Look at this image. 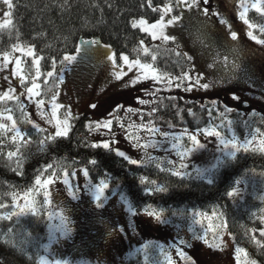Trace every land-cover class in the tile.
Segmentation results:
<instances>
[{"label": "rangeland", "instance_id": "1", "mask_svg": "<svg viewBox=\"0 0 264 264\" xmlns=\"http://www.w3.org/2000/svg\"><path fill=\"white\" fill-rule=\"evenodd\" d=\"M239 3L240 0H208L206 7L209 9V15L207 17L203 16L198 10L188 11L185 9L183 13H180L186 17L184 25L174 26L176 29L174 34L177 35L181 50L186 51L193 57L194 63L189 64L190 69L188 71L193 79L197 74L202 79L206 75L205 82H212L213 84V87L208 90L197 87L191 92H186L183 87L177 90L175 83L171 88H165L163 83L156 84L151 81L139 83L135 87L131 85L126 87L124 82H117L111 77V64L107 61L104 54L105 50L101 47L93 55L89 57L78 56L76 62L63 66L64 81L60 84L58 102L67 105L77 116L84 114V112L89 114V123L93 122V126L91 131L88 127V132L84 135L89 143L110 139L106 130L95 129L94 122L105 119L109 113H114L122 119L114 120L113 129L117 133L118 143L112 145V147H118L126 151L128 155L135 159H140L145 154L155 157L156 159L151 163L169 170L172 169V165L168 162L173 161L176 169L186 173L183 176L197 177L205 181L213 180L222 168H213V165L217 162V157L227 160L228 158L225 157L224 153L231 151V147L224 149L215 137H204L198 130L190 129V127H168L157 124L154 113L149 116L148 112L152 108H157L162 102L176 97L209 103L210 108L213 109L211 123L220 125L218 130L225 139H231L233 135L240 141L247 138L251 141L248 148L261 151V141L264 140V135L261 132H256L257 128L252 121L258 113L264 118V45L257 44L248 38L246 33L249 29L238 18V13L243 10L239 7ZM251 3L252 0H247L249 6L247 18L250 23L256 26L251 29L253 34L256 35L255 29L260 30L261 27H264V21L259 23L253 21L251 16L260 18L262 15L256 13L250 7ZM7 10V6L3 5L2 0H0V23L5 19L3 12ZM213 12L216 15H212ZM187 17H192L191 23L193 26L199 23L206 29L207 34L204 37L206 46L194 42L193 28L188 26ZM9 19L12 20V17L10 16ZM230 31L237 32L238 39L236 41H231ZM145 42L144 46L148 47L149 42ZM150 42L162 43L161 41L152 40ZM20 45L24 46L23 44ZM232 49H235V56L232 54ZM110 51L113 53L111 47ZM8 53L11 54L10 61L12 62L7 69L0 71V91L7 89L8 81L3 79L4 76H9L13 86L22 91L18 78L10 75L11 69L15 67L14 58L19 57L21 59V73L26 76V81L30 75H34L31 65L27 64V61L31 62L32 58L20 51H14L13 48ZM3 55L4 53L0 54V64L3 63ZM225 57H227V61H225ZM235 63L240 65L239 70L234 69L233 65ZM209 64H212L213 67L209 68ZM55 72L58 75L60 70L56 69ZM130 77L134 78V74L129 73V76L124 78L125 81H128ZM42 78L39 81L41 84ZM218 80L220 83H217ZM148 88L160 90L153 97L145 95L144 90ZM233 96L239 99L233 100ZM137 98H143L150 102L147 105H139ZM21 99L24 101L25 110L32 122L30 124H39L41 128H46L48 132L54 134L55 121L52 124L46 122L51 118L50 99H45L47 103L43 110V116L37 110L34 102H29L26 96L21 97ZM213 100L217 101L218 108L212 105ZM90 104H96V109L89 107ZM225 104L233 108L234 111L228 113L222 122L218 113L223 112ZM129 107L139 108L143 113V117L128 113L127 109ZM64 111V108L58 111L59 118H63ZM11 115L13 116V112H11ZM13 120L15 121L14 116ZM141 120L145 124L151 120L155 127L162 131H168L170 135L167 140L161 137L159 133H149L143 128H128L126 133L119 128L120 123H123L127 128L130 123L139 124ZM228 120L233 122L230 129L227 124ZM237 121H240L244 127L243 134L242 130L238 132L235 126ZM245 121H247V124H245ZM3 122L11 124V121ZM16 124L24 133L21 126L17 122ZM184 129L195 132L198 139L205 144V147L185 155L182 163L186 167L181 168L178 151L185 146L190 147V142H188L185 135L179 140L176 149L172 148V144L175 142L173 136L180 137ZM133 134L141 137L140 144L155 142L157 146L133 148L131 146L133 141L126 138ZM12 135L11 132L6 134L10 140H12ZM241 135L243 136L241 137ZM23 139L24 136L17 138L15 142L19 143ZM144 164H149V162L146 161ZM80 169H73L78 172V175L74 178L70 177V182L78 185L81 189L78 193L80 197L78 200H72L67 195L66 188L62 183L65 171L70 173L73 170H59V179L48 188L51 193V203L44 206L40 212L45 217L47 230V237L41 245V256L47 260L67 261L68 264H169V258H171V264H192L193 261L195 264H237L236 247L230 237L228 238V246L224 247L223 250L215 247L209 248L203 240L193 239L194 234L205 235L209 225H212L215 229V225L221 223L218 211L184 209L185 211L182 210V212L172 215H164L161 211H155L161 214L163 222L146 215L145 211H136V215H132L127 211V205L124 203L125 200L130 203L128 196L122 193L121 190L119 191L117 186L108 183L107 180L109 187L104 191V196L108 198L105 201V207L96 209L91 194L84 188L85 178ZM45 178L47 176H42V179ZM87 179L92 181L90 176ZM237 180L241 181L239 185L236 184ZM92 183L97 184L99 182L92 181ZM34 187H36L35 181L32 186L16 191L12 195L11 201L4 204V208H0V216L7 212L18 211V208L13 207L14 202L24 204L25 194L29 188ZM233 187H238L241 192L238 197L230 198L233 201H241L249 188H262L261 195H264V174L249 173L240 179H236ZM13 196L16 197L15 201ZM30 196L35 197L36 206L40 207L43 202V191L38 190L31 193ZM62 208L65 210L64 214L69 217L70 227L73 230L70 238L61 236L58 230L62 227L58 215ZM196 212L203 215L195 216L194 213ZM49 214L51 218H49ZM260 215L261 213H259ZM101 220L104 223H101ZM196 221H199V223ZM113 225L115 231L113 235L108 236L107 232L111 230ZM189 227L192 229L191 232L188 231ZM121 228L125 231H120ZM50 231L54 237L59 238V242L52 243L48 251L45 252L43 246L49 244ZM180 239L189 242L190 246L181 247L186 255L191 257V260H186L176 254V246L179 245ZM207 239L209 243L213 242L211 231L207 232ZM248 260H250L248 256L243 253L240 254V264H247ZM0 264L3 263L0 262Z\"/></svg>", "mask_w": 264, "mask_h": 264}, {"label": "trees", "instance_id": "2", "mask_svg": "<svg viewBox=\"0 0 264 264\" xmlns=\"http://www.w3.org/2000/svg\"><path fill=\"white\" fill-rule=\"evenodd\" d=\"M62 2L63 0H14L12 23L0 28V54L11 51L13 45L18 43L34 45L37 54L47 58L41 60L42 71L53 70L50 65L54 56L58 57L56 69L59 71L60 58L65 52L75 53V45L81 39H100L101 43L111 46L117 57L119 54H126L130 59L139 58L142 62L153 63L161 72L181 75L182 71L190 69L189 62L171 51L175 48L174 44L151 43L149 35L138 27H131L134 19L145 18L149 22L158 19L159 13H154L147 7L148 0H69L71 7L63 12L58 6ZM167 2L168 0H152L153 6H162ZM174 11L180 14L179 9ZM251 18L256 23L264 21L263 16ZM255 34L264 39V33L260 30L255 29ZM141 39L149 42L148 55L142 51H133L140 48ZM152 55L157 57L156 61L151 60ZM27 64L31 65V62L28 60ZM42 80L41 96L50 99L55 91H59L60 84L57 88L54 78H48L47 85L44 84V78ZM4 107L13 110L14 119L25 135L21 142L16 143L0 132V203H9L16 191L32 186L40 170H46L48 164H53L58 170L86 167L93 182L104 179L117 186L119 191L128 196L137 212H143L147 205H151L149 210L161 211L164 215L180 213L184 209L223 213L229 230L235 237V241L230 237L235 247L244 248L249 259H255L257 264H264V251L251 242L250 231L245 235L247 229L256 228L257 239H264L259 236V229L264 225L258 219L259 210L264 208V202L260 199L264 197L261 195L262 188H249L241 201H233L227 196L236 179L249 173L264 174L263 152L250 148L248 152L242 150L237 153L235 160H230L220 168L212 183H209L197 177L173 176L169 169L157 167L155 163L130 165L114 152L86 146L91 143L84 137L90 120L89 114L85 112L78 115L76 120L70 121L72 130L69 137L57 138L55 143L49 141L45 145L46 150H42L40 141L48 133H37L30 124L32 122H29L26 110L21 111L15 101L1 102L0 109ZM209 108V103L176 97L158 105L154 118L160 125L198 130L212 122L208 116ZM252 123L264 135V118L261 114L255 115ZM235 126L243 134L241 122L237 121ZM17 148L20 175L12 170L16 168L17 157L11 161L7 157L9 151L16 152ZM91 159H95L97 164H89ZM49 174L51 173L45 171L42 176ZM141 177H147L148 181L155 180L156 184H142ZM157 186H163L167 190L154 191L150 195L145 193L146 187L155 189ZM253 212L256 217H251ZM242 225L245 227H241ZM9 227L14 229L13 233H7ZM46 237L43 214L33 216L28 213L13 217L11 221L0 220V262L37 264L41 256V245ZM6 240L10 242L5 243Z\"/></svg>", "mask_w": 264, "mask_h": 264}, {"label": "snow or ice", "instance_id": "3", "mask_svg": "<svg viewBox=\"0 0 264 264\" xmlns=\"http://www.w3.org/2000/svg\"><path fill=\"white\" fill-rule=\"evenodd\" d=\"M3 5L7 6V11L3 12V17L5 19L2 23H0V28L6 27L9 24L12 23V21L9 19V17L12 15V9L15 7L14 0H2ZM208 4V0H168L167 3H164L161 6H153L152 0H148L147 7L151 8L152 12L159 13L158 19H155L153 22H149L145 18H139L134 19L131 22V27L133 29H136L139 27L140 31L144 32L145 34L149 35L151 37L152 41H161L163 44H168V42H171L175 45L174 49H171V51L175 52V55L177 57L184 58L189 63H194L193 57L190 56L186 51L181 50V45L178 42L177 35H175V27L177 25H184L185 16L182 14H177L174 10L179 9L180 13H183L185 9L188 11H192L193 9L198 10L202 13L203 16L207 17L209 15V9L206 7ZM203 5V7H201ZM58 6L60 7L61 11H66L68 8L71 7L69 0H63L62 3H59ZM99 7V5H96ZM110 6V5H109ZM239 7H241L243 10L238 13V18L244 25L247 26L249 31L246 33L248 38L250 40L255 41L257 44L264 45V39L258 38L256 35L253 34V31L251 29L255 28L256 26L252 23H250L248 16V10L249 6L247 4V0H240ZM250 7L256 12L264 16V0H252V3ZM212 15H216L215 12L212 13ZM189 24L188 26L190 28H193V36L195 37L196 43L201 44L202 46H206L204 37L207 34L206 29L197 23L196 25H192V17H187ZM260 31L264 33V27L260 28ZM230 39L231 41H236L238 39V34L235 31H230ZM145 41L141 39L139 41L140 48L139 49H133V51H142L145 55L149 54V48L145 47ZM103 48L105 50L106 59L111 64V77L117 81V82H124L125 86L131 85L132 87H135L137 84L142 82H154L156 84H164L165 88H171L173 83H175V87L177 90L183 87L184 91L191 92L194 90V88H201L204 90H208L210 87H213L212 82H205L207 77L206 75L202 79L199 74L193 79L189 71H182V74L179 76H173L171 73L167 72H161L158 70L157 67L154 66L153 63L149 62H142L141 59H130L129 55L126 54H119L117 57V54L112 53L110 51V45L108 43H101L100 39H91V40H84L81 39L79 43L75 45V53L76 54H69L65 52V54L60 58V64L61 69L60 73L57 75L55 70L57 68V59L58 57H52L51 58V69L50 71L43 72L42 66H41V60L47 59L46 57H42L39 54H37L35 50L34 45H24L21 46L20 44L13 45L14 51H20L21 53L26 54L28 57H31V67L34 70V75H30L27 78L26 76L21 73V59L19 57L14 58L15 67L11 69V77L18 78V83L21 90H18L17 87L13 86L12 80L9 76H4L3 79L5 81H8L7 89L0 91V102H8V101H15L16 105L21 109V111L25 110V104L24 101L21 99V97L26 96L29 102H34L37 110L42 113L43 116V110L47 103V101L44 98L41 97V83L39 82L41 78H44V84L47 85L49 80L48 78H54V80L57 82L56 86L58 88L59 84H62L64 81L63 76V66L64 65H71L74 62L77 61L78 56L83 57H89L93 55L95 52H98L100 48ZM232 54L235 56V49H232ZM10 53L5 52L3 55V63L0 64V71H3L4 69L8 68V65L12 62L10 61ZM152 61H156L157 57L155 55L151 56ZM225 61H227V57H225ZM122 62V63H121ZM209 68H212L213 65L209 64ZM235 70H239L240 65L238 63H235L233 65ZM129 73L134 74V78L130 77L128 81H125V77L129 76ZM187 82V84H185ZM217 83H220L218 80ZM160 89L153 90L152 88L145 89V95L148 96H155L156 92H158ZM49 91H52V89H49ZM60 93L59 91H55L54 94L50 97V104H51V118L48 119L46 122L48 124H52L53 121H55L54 127L55 132L54 134L51 132H48V129L41 128L39 124L33 123V127L36 129L37 133H48L47 136H45L44 139L40 141V146L42 150L45 149V145L51 141L55 143L57 138H67L69 137V133L72 130V124L70 121H74L77 119L76 113L71 111V109L67 105H63L62 103L58 102V97ZM233 100H238L239 98L236 96L232 97ZM149 100L143 99V98H137V103L139 105H147L149 104ZM212 105L215 107H219L216 100H213ZM89 107L92 109H96V104H90ZM64 108L65 111L63 113V118H59L57 113L58 111ZM122 110V109H121ZM13 110L8 107H4L3 109H0V132L4 133L5 135L8 132L13 133L12 135V141L15 142L17 138H22L25 133H23L18 127L16 122L13 120V116L11 115V112ZM157 111L156 108H152L150 112H148L149 116H152L153 113ZM209 119L211 120L213 109L209 108L207 109ZM233 108L225 104L223 112L218 113L219 118L223 122L224 118L227 116L228 113L233 112ZM128 113H132L133 115H138L141 118L143 117V113L139 108H132L129 107L127 109ZM189 112H191V109H189ZM239 115V113H237ZM122 117L116 116L114 113H109L108 117H106L103 120H97L94 122V127L97 130H106L107 135L110 137V139H104L100 142H92L90 146L93 149L103 148L109 152H114L116 156L122 158L130 165H138V164H144L146 161L151 163L153 160H155V157L147 156L145 154L144 157H141L140 159L132 158L130 155L126 153V151L121 150L118 147H112V145H115L118 143L117 140V133L113 129V123L114 120H121ZM3 121H11V124L5 123ZM31 122V121H29ZM232 121L228 120L227 124L229 125V129L231 128ZM245 124H247V121H245ZM93 122H90L88 127L89 131L92 130ZM172 125H169L171 127ZM220 125H214L212 123H209L204 128L198 129V131L204 136V137H215L220 145H223L224 149H228L231 147V151H227L224 153L225 157H227V160H222L219 157H217V162L215 165H213V168H219L223 167L228 163V160H235L237 157V153L241 152L243 150L244 152H248L249 148L248 145L251 143L250 140L245 138L243 141L237 140L235 135L232 136L231 139H225L224 136L221 134V132L218 130ZM119 128L122 132H127L128 128H136V129H145L149 133H159V135L165 140L169 137L170 133L168 131H162L161 129L155 127L152 124V121L149 120L147 124L143 123L141 120V123L135 124L130 123L127 128L123 123L119 124ZM256 132H260L259 129H256ZM187 136L188 142H190V147L185 146L182 150L178 151V155L181 159V168L186 167L182 163L183 158L185 155L190 154L196 150L202 149L205 147V144L201 142L200 139H198L197 134L195 132H191L188 129H184V132L181 134L180 137L173 136V140L175 141L172 144V148L176 149L177 144L179 143V140L182 139L184 136ZM127 139H130L133 141L132 147L136 149L140 148H147V147H156V143L153 142L151 144H140L141 137L138 135L133 134L132 136L126 137ZM262 148L261 152H264V140L261 141ZM18 152L19 148H17L16 152L9 151L7 153L8 159L11 161L14 157H17L16 159V168L12 169L13 171H16L17 175H20L21 172L18 170L20 168V160L18 158ZM91 165H96L97 161L95 159H91L88 161ZM169 164L172 165V169H170L171 174L173 176H183L186 175V173L176 169L175 163L173 161H169ZM159 167V165H157ZM165 169H161V171H164ZM45 171L50 172L51 174L47 175V178L42 179V175L45 174ZM210 171V170H205ZM80 172L83 173V177L85 178V184L84 188L85 190L91 194L92 200L95 204L96 209H103L105 207V201H107V197L104 196V191L109 187V184L106 182V180L101 179L99 183L93 184L90 179H87L90 175L88 168L80 169ZM78 175V172L73 170L72 172L65 171L62 183L66 188L67 195L71 197L72 200H78L80 197L78 193L81 191L80 187L78 185H75L70 182V177H76ZM60 177V171L54 167L53 164H48L46 166V170H40V174L36 176L35 178V186L34 188H29L28 192L24 196L25 203L24 204H16L14 202L13 207L18 208V211H11L7 212L4 215L0 216V220H8L11 221L13 217L23 216L27 213H31L33 216H38L44 206L49 205L51 203V193L48 191V188L50 185H53L57 182V180ZM140 182L142 184L144 183H151L156 184L155 180L148 181L147 177H141ZM209 183H212V180L209 179ZM241 183L240 180L236 181V184L239 185ZM38 190L43 191V202L40 205V207H37L36 200L34 196H30L31 193H35ZM167 189L163 186H157L155 189L152 188H145V193L147 195L152 194L155 192H163ZM241 194L240 189L238 187H233L230 191L227 192V196L229 198H236ZM16 197L13 196V200L15 201ZM123 199V197H122ZM262 202H264V197L260 198ZM124 203L127 205V211L132 214L136 215V209L129 203L127 200L124 201ZM5 205L0 203V208H4ZM151 209V205H147L145 207V213L146 215L150 217H155L157 221L163 222L161 218V214L156 213L155 211L149 210ZM261 215L258 217L260 223L264 225V208H261L260 210ZM65 210L62 208L60 213H58L60 218V223L62 227H60L58 230L61 234V236L70 238L72 234V228L70 227V219L69 217L64 214ZM195 216H201L203 215L200 212L194 213ZM214 215H216L214 213ZM251 217H256V213L253 212L251 214ZM250 217V218H251ZM49 218H51V215L49 214ZM219 218L221 220V223L215 225V229H213L212 225H209L208 229L206 230L205 235H193V239L196 240H203L205 244L208 245L209 248H218L220 250H223L224 247L228 246V238L231 237L233 241H235V237L232 235V233L229 230V225L226 219H224V214H219ZM101 223H104L103 220L100 221ZM199 223V221H196ZM245 227V226H241ZM14 229L12 227H9L7 229V233H13ZM115 231V226H111V230L107 232L108 236L113 235ZM120 231H125V229L121 228ZM189 232L192 231V229L189 227ZM211 231L213 234V242L209 243L207 239V232ZM252 233L251 236V242L254 243L258 249L264 251V239H257L255 233L257 231L256 228L247 229L245 231V235L248 234V232ZM27 236H30V233L26 234ZM259 236L261 238H264V227L259 229ZM49 244L44 245L45 252L48 251L49 247L52 243H58L59 238L54 237L51 231L49 232ZM10 241H5V243H9ZM181 246H190L189 242L185 239L179 240V245L176 246V254L180 257H183L186 260H191V257H188L186 253L183 251ZM236 253V259L237 264H240V254L243 253L245 256H247V253L245 252V249L242 247L237 246L235 248ZM31 258V257H30ZM37 264H68L67 261H61V260H54L49 261L45 257L41 256L38 259ZM169 264H171V258H169ZM192 264H195L193 261ZM247 264H257V261L255 259H250L247 261Z\"/></svg>", "mask_w": 264, "mask_h": 264}]
</instances>
